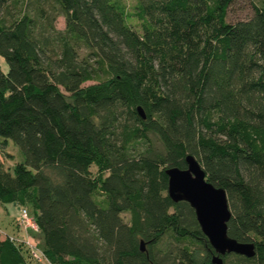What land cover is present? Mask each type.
<instances>
[{"label": "trees", "instance_id": "1", "mask_svg": "<svg viewBox=\"0 0 264 264\" xmlns=\"http://www.w3.org/2000/svg\"><path fill=\"white\" fill-rule=\"evenodd\" d=\"M234 1L135 0L129 15L118 0H0V141L23 156L0 162V204L37 229L17 220L0 264H211L192 210L166 196L186 155L225 192L227 236L254 245L222 264H264V0L230 23Z\"/></svg>", "mask_w": 264, "mask_h": 264}, {"label": "water", "instance_id": "2", "mask_svg": "<svg viewBox=\"0 0 264 264\" xmlns=\"http://www.w3.org/2000/svg\"><path fill=\"white\" fill-rule=\"evenodd\" d=\"M135 111L144 120L142 109L136 107ZM184 164V169L171 167L164 171L166 196L172 203L184 202L192 210L201 234L213 251L211 264H222L221 257L230 254L252 258L255 254L253 243H240L227 236L230 212L225 192L204 179L203 170L192 156L186 155ZM143 248L140 243L141 252Z\"/></svg>", "mask_w": 264, "mask_h": 264}, {"label": "rangeland", "instance_id": "3", "mask_svg": "<svg viewBox=\"0 0 264 264\" xmlns=\"http://www.w3.org/2000/svg\"><path fill=\"white\" fill-rule=\"evenodd\" d=\"M124 7L126 13L131 15L132 6L135 0H118ZM257 5V0H235L234 3L227 10L226 21L230 23L244 21L252 16V6ZM127 24L131 25V28H136L137 23L132 18H127ZM53 27L56 30H62L64 28V21L62 17H56L53 22ZM5 65L0 59V72H5ZM92 82L84 83V86L90 85ZM155 145V144H154ZM0 162L4 169L10 170L15 163H22L23 156L19 149L13 145L9 140L5 141L2 145L0 141ZM91 174H94V169H90ZM20 207L15 204H0V240L5 236L15 237L18 236V230L16 229V222L19 219ZM22 232V231H21ZM28 264H37L33 260L26 256ZM41 261L40 263H42ZM235 260L232 257L226 258L224 264H233Z\"/></svg>", "mask_w": 264, "mask_h": 264}, {"label": "built area", "instance_id": "4", "mask_svg": "<svg viewBox=\"0 0 264 264\" xmlns=\"http://www.w3.org/2000/svg\"><path fill=\"white\" fill-rule=\"evenodd\" d=\"M18 226L19 229L25 234L27 233V231L31 230V231H36V226L33 223V221L31 220V218L27 215V213L25 212V210H20V214H19V219H18ZM28 239L26 240L25 244L28 245V247L30 248V254L33 257V259H36L37 261H39V252L32 247L31 244L28 243Z\"/></svg>", "mask_w": 264, "mask_h": 264}]
</instances>
